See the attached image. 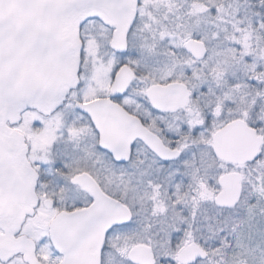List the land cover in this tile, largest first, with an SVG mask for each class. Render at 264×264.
Wrapping results in <instances>:
<instances>
[{"label":"snow or ice","instance_id":"1","mask_svg":"<svg viewBox=\"0 0 264 264\" xmlns=\"http://www.w3.org/2000/svg\"><path fill=\"white\" fill-rule=\"evenodd\" d=\"M0 264H264V0H0Z\"/></svg>","mask_w":264,"mask_h":264}]
</instances>
